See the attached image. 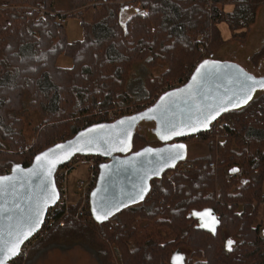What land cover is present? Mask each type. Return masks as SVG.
Returning a JSON list of instances; mask_svg holds the SVG:
<instances>
[{
    "label": "trees",
    "instance_id": "16d2710c",
    "mask_svg": "<svg viewBox=\"0 0 264 264\" xmlns=\"http://www.w3.org/2000/svg\"><path fill=\"white\" fill-rule=\"evenodd\" d=\"M69 2L70 8L62 10L55 7L56 0H0L1 169L28 166L36 154L61 141L55 135L67 123L72 124L71 134L64 140L105 122L112 109L137 107L155 94L159 80H178L182 86L199 63L232 39L247 36L264 4V0ZM70 15L81 19L84 39L71 42L65 25H56L59 17ZM62 54L73 59L72 67L58 65ZM263 58L264 44L250 60L258 66ZM139 62L163 71L145 77L141 93L133 96L132 67ZM30 112L42 119L34 127L36 138L28 143L24 128ZM148 122L144 118L137 123L131 143L120 154L167 142L147 134L152 132ZM198 134L208 152L186 158L192 167L172 168L153 179L150 194L113 212L108 221L90 213L69 219L63 227L40 230L32 237L28 256L36 249L61 246L60 240L74 236L85 240L84 248L99 264H172L180 244L191 249L186 264H264L260 222L264 87ZM207 207L220 219L216 234L198 227L195 214ZM243 247L251 252L226 261L227 255ZM28 256L10 264H21Z\"/></svg>",
    "mask_w": 264,
    "mask_h": 264
},
{
    "label": "water",
    "instance_id": "95a60500",
    "mask_svg": "<svg viewBox=\"0 0 264 264\" xmlns=\"http://www.w3.org/2000/svg\"><path fill=\"white\" fill-rule=\"evenodd\" d=\"M263 87L264 78L251 79L225 62L205 60L185 84L163 93L151 107L89 125L36 154L28 166L14 165L10 173L0 175V264H10L23 244L42 229L48 209L58 200L56 171L74 156L110 159L101 165L91 195L93 216L108 221L113 212L150 194L153 179L186 160L183 138L207 131L223 112L244 105L252 91ZM144 118L160 124L167 142L120 154ZM195 217L198 227L217 233L221 222L213 208L207 207ZM186 262L180 251L171 256L172 264Z\"/></svg>",
    "mask_w": 264,
    "mask_h": 264
},
{
    "label": "rangeland",
    "instance_id": "374dc122",
    "mask_svg": "<svg viewBox=\"0 0 264 264\" xmlns=\"http://www.w3.org/2000/svg\"><path fill=\"white\" fill-rule=\"evenodd\" d=\"M55 7L57 9L67 10L70 8L69 0H56ZM127 13V12H126ZM60 27V26H59ZM68 38L71 42L82 40L85 38L84 27L81 23V19L76 15L67 16V22L65 24ZM264 44V4L259 8L257 19L255 23L248 30V34L244 38H235L225 44L220 50L216 51L209 60L222 61L227 63L230 66L236 68L240 73L249 77L251 79H263L264 78V58L261 59V63L258 66H253L250 60V57L261 48ZM142 62L136 63L133 65L132 77L131 80H135L131 84L132 92L134 96L135 93H141V89L144 86V79L147 76H156L161 74L163 69L150 68L148 66L143 67ZM58 65L62 67H72L73 59L66 55H60L58 59ZM167 82H172L179 85L180 82L174 79H165L159 80L158 89L154 95L149 97L147 101L139 102L138 105L142 104L148 105L151 104L154 98L164 89V84ZM147 86V84H146ZM261 91V88L255 89L252 91L251 95L258 94ZM135 92V93H134ZM147 93V92H146ZM162 95V94H161ZM160 95V96H161ZM41 116L37 112H30L25 119V128L24 134L28 143H31L36 138L34 127L41 122ZM150 123L151 131H147L149 136L155 137L157 139L164 140V134L161 130L160 124L156 120H147ZM71 125L67 123L64 125L62 131H58L55 135V140L64 141L65 138L69 137L71 134ZM190 138V137H189ZM207 146L206 143L201 140H194L184 143V153L186 158H192L196 156H201L206 154ZM1 169V168H0ZM4 167L0 170L2 172ZM87 167L82 165L81 167L73 170L69 174L70 178V190L71 192H78V182L81 178L87 176ZM261 228L264 230V216L260 215ZM85 240L77 238L74 236H69L59 241L61 246L50 247L45 249H36L35 252L30 254L25 261H22L21 264H99L95 256L91 251L84 248ZM87 242V241H86ZM179 248L188 252L189 256L191 255V249L187 248L184 245H179ZM31 249V248H30ZM30 251V250H29ZM250 250H245V247L242 248V251H235L227 255L226 261L230 262L233 260H238L242 252ZM29 254V252H28ZM258 254L255 253L252 255V258L256 257ZM26 256V257H27ZM25 257V258H26ZM196 259V258H194ZM260 260V258H258Z\"/></svg>",
    "mask_w": 264,
    "mask_h": 264
},
{
    "label": "built area",
    "instance_id": "2783aa9c",
    "mask_svg": "<svg viewBox=\"0 0 264 264\" xmlns=\"http://www.w3.org/2000/svg\"><path fill=\"white\" fill-rule=\"evenodd\" d=\"M67 22V17L61 16L56 20L57 26H63ZM177 84L167 82L164 84V89L154 98L152 103L158 99L161 94L178 88ZM147 105L142 104L137 107H125L123 110L112 109L105 115L106 122L115 121L121 117L133 115L137 111H143L147 109ZM206 132V131H205ZM196 139L201 137L200 134L194 135ZM189 138V137H188ZM110 159L105 158L101 160L100 156L95 155H76L68 163L60 166L55 174V182L58 189L57 202L48 209L44 225L42 229H50L55 226H65L69 219L89 217L91 212V195L97 186L100 174V167L103 163L108 162ZM82 165L87 167V176L83 177L78 182V192H71L70 190V178L71 171L81 167ZM193 163L188 160L179 162L174 168L178 171H182L192 167ZM214 167L215 163H211ZM11 172V169L5 168L0 175H5ZM114 224V222H112ZM41 229V230H42ZM34 240L31 238L26 241L21 247L18 257H26L32 246Z\"/></svg>",
    "mask_w": 264,
    "mask_h": 264
},
{
    "label": "crops",
    "instance_id": "0c3cea01",
    "mask_svg": "<svg viewBox=\"0 0 264 264\" xmlns=\"http://www.w3.org/2000/svg\"><path fill=\"white\" fill-rule=\"evenodd\" d=\"M223 32L225 34V36L228 38L231 36L230 32H229V29L225 26L223 27ZM263 195H264V184H263ZM264 197V196H263ZM261 212H262V215L264 216V198H263V204L261 206Z\"/></svg>",
    "mask_w": 264,
    "mask_h": 264
},
{
    "label": "flooded vegetation",
    "instance_id": "af4514ba",
    "mask_svg": "<svg viewBox=\"0 0 264 264\" xmlns=\"http://www.w3.org/2000/svg\"><path fill=\"white\" fill-rule=\"evenodd\" d=\"M178 251H180V252H182L183 254H185V256H186V258H187V260H188V258H189V254H188V252L182 250L181 248H180ZM254 258H255V257H254ZM254 258H252V259H254Z\"/></svg>",
    "mask_w": 264,
    "mask_h": 264
},
{
    "label": "snow or ice",
    "instance_id": "6c2138e0",
    "mask_svg": "<svg viewBox=\"0 0 264 264\" xmlns=\"http://www.w3.org/2000/svg\"><path fill=\"white\" fill-rule=\"evenodd\" d=\"M246 102V101H245ZM233 171H236V170H233ZM98 219H99V217H98ZM231 243H232V241H228V245L230 246L231 245Z\"/></svg>",
    "mask_w": 264,
    "mask_h": 264
}]
</instances>
